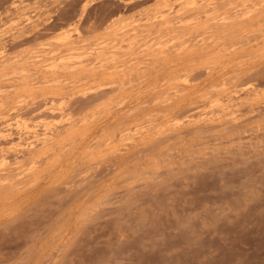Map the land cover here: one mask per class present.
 Masks as SVG:
<instances>
[{
	"label": "rangeland",
	"instance_id": "obj_1",
	"mask_svg": "<svg viewBox=\"0 0 264 264\" xmlns=\"http://www.w3.org/2000/svg\"><path fill=\"white\" fill-rule=\"evenodd\" d=\"M0 264H264V0H0Z\"/></svg>",
	"mask_w": 264,
	"mask_h": 264
},
{
	"label": "bare ground",
	"instance_id": "obj_2",
	"mask_svg": "<svg viewBox=\"0 0 264 264\" xmlns=\"http://www.w3.org/2000/svg\"><path fill=\"white\" fill-rule=\"evenodd\" d=\"M80 65V64H79ZM82 65V64H81ZM79 69V68H78Z\"/></svg>",
	"mask_w": 264,
	"mask_h": 264
}]
</instances>
